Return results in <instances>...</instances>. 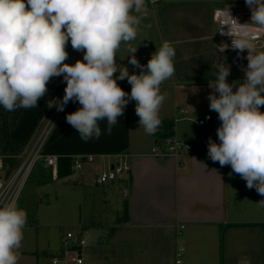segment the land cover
<instances>
[{
	"label": "clouds",
	"instance_id": "obj_1",
	"mask_svg": "<svg viewBox=\"0 0 264 264\" xmlns=\"http://www.w3.org/2000/svg\"><path fill=\"white\" fill-rule=\"evenodd\" d=\"M245 4L250 21L241 24L232 17L236 29L221 31L230 37L232 50L247 52L244 78L229 83L230 66L221 64L209 80V109L221 123L219 143L209 138L207 155L264 196V51L253 39L256 29H264V0ZM147 8L148 0H0V106L10 112L37 107L51 79L62 76L64 96L55 106L62 112L70 101L81 105L66 122L85 142L111 134L130 101L139 127L155 134L166 99L160 86L175 72L174 46L163 41L146 65L135 56L137 48L129 47L128 62L139 74L116 60L121 45L136 39ZM69 43L83 52L74 64L65 63ZM125 79L130 93L117 83ZM256 204L264 208V199ZM27 219L15 198L0 200V264H19Z\"/></svg>",
	"mask_w": 264,
	"mask_h": 264
},
{
	"label": "crops",
	"instance_id": "obj_2",
	"mask_svg": "<svg viewBox=\"0 0 264 264\" xmlns=\"http://www.w3.org/2000/svg\"><path fill=\"white\" fill-rule=\"evenodd\" d=\"M175 3L202 4L196 8L189 4L188 8L179 6L177 11L173 6ZM218 3H230L239 12L251 13L245 0H155L154 4L148 0L136 39L122 44L117 51V63L128 69L129 47L137 48L135 56L145 51L149 60L159 45L158 33L156 37L154 30H159L160 11L168 34L173 37L172 43L202 42L212 47L206 45L207 65L200 74L193 75L179 69L178 85L169 81L161 88V93L166 94L160 109L161 120L172 122L175 108L186 111L172 124L171 137L188 144L189 150L177 156H155L151 153L152 148H164L163 142L167 138H162L163 132L148 135L138 122L134 129L128 122V146L123 152L127 171L114 180L96 184V177L117 165L122 158L96 156L85 164V172L94 173L91 184L102 185L104 198L108 194L112 197L119 189L124 201L118 206L111 199L113 205L110 203L111 207L107 209L113 212L111 220L103 216L90 220V225L79 227L77 235L92 232L95 242V246L88 242L87 235L83 254L87 248L97 246L103 247L102 252L109 260L120 264H173V253L180 239L184 249L182 264H264V208L256 204L264 196L255 189H248L246 182L233 173L230 166L221 167L207 155L209 138L219 143L212 130L218 114L203 108L205 103L209 104L208 96L213 91L208 83L216 78L219 66L227 64L223 55L215 53L217 47L214 49L211 44L216 33L212 19L215 7L211 6ZM175 15L181 22L179 27H175ZM239 66L237 69L244 73L247 60L241 61ZM135 73L139 74L138 71ZM243 78L244 75L230 73L227 80L232 83ZM64 84L61 76L52 78L47 86L62 87ZM204 114H210L213 120L201 126L197 121ZM80 176L83 179L82 173Z\"/></svg>",
	"mask_w": 264,
	"mask_h": 264
},
{
	"label": "rangeland",
	"instance_id": "obj_3",
	"mask_svg": "<svg viewBox=\"0 0 264 264\" xmlns=\"http://www.w3.org/2000/svg\"><path fill=\"white\" fill-rule=\"evenodd\" d=\"M188 4L189 3H175L173 6H176V10L178 11L179 6L187 7L192 5L193 8H196L200 7V4L202 3ZM222 5L227 8H234V6L230 3L213 4L211 7L216 8ZM158 15L159 18L157 19V22L159 23V30L161 29V32L159 30L156 31V29L154 30L156 37V32L158 33L157 40L159 39V45L157 48L161 46L163 41L167 40L172 43L173 40V37L168 34V28L164 23L161 11L158 13ZM175 19V27H179L181 22H179V19L176 15ZM159 33H162L163 37L161 34L159 35ZM211 42L214 49L215 47L218 49L220 44L216 36H213ZM172 45L175 48L174 64L176 73L174 72V75L176 74L177 78L174 80L173 75L171 79L161 84V88L167 85L169 81L170 84L174 83L178 85L177 80L179 77V69L186 73L188 72L192 73L193 75H198L203 70L204 66L207 65L205 61L207 60L206 58L208 54H204L207 52V46L209 44L195 42L192 44L181 43L180 45L172 43ZM216 50L215 53L217 55L224 56L227 65L230 66L231 74H236L237 76L244 75L243 72L239 71L237 67L232 64L231 52H221ZM66 51L69 53V58L65 61V63L74 64L76 60L83 59V52L74 51L70 43L67 45ZM258 51H264V47L262 49H258ZM141 53H139L136 57L140 64L146 65L148 62L147 53L145 51ZM239 63H241L240 60ZM128 65V70L130 73L140 71V69L135 68L131 64ZM189 66H191L190 69L188 68ZM114 75L118 76L119 73ZM117 83L119 85L126 86L128 93L131 92V85L127 82V79L117 80ZM192 86H195V84L193 83ZM65 87L66 84H64L62 87L60 86V96L55 105H57L59 101H62ZM55 105L47 114V117L45 118L41 128L35 132L28 144L24 147L21 153L22 158L27 152L31 150L45 123L49 120L53 112L57 110ZM203 108H209V104L205 103ZM138 121L139 117L135 114V101H130L128 103V122H130L131 129H134V127L137 126ZM17 163V159L3 160L4 167L7 166L14 168ZM85 164L87 163H84L79 169H75V171L70 174V176L59 179H53L50 170L51 168L46 166L41 161H38L32 168L17 200L19 206L27 211L28 216L27 225L24 229V239L22 242L19 264H51L50 257L60 251L61 247L63 246L66 232L71 231L76 236L78 233H80V231H77L79 227L81 225H88L90 220L94 221L95 219L103 218V216L108 221L113 218V212H108L107 209L108 207H111L109 206L112 202L111 199H113L114 204L116 203L118 206L122 204V201H124V197L121 195L122 193L119 191V189H117V193L113 194L112 197H110L108 194V196L104 198L102 185L96 187L95 185L91 184L94 173L93 171L86 173L85 170L87 165ZM80 173L83 174V179L80 178ZM83 232L84 231H82V233ZM86 234L88 235V242H92L91 244L95 246V242L92 240V232H86ZM178 244L183 247L182 240L179 239ZM90 248L91 247L87 248L83 254L84 264H120L114 260H109L106 254L102 252L103 247L96 246L92 249ZM57 249L58 251L56 252ZM90 250H92L91 253ZM181 260L183 261V255Z\"/></svg>",
	"mask_w": 264,
	"mask_h": 264
},
{
	"label": "built area",
	"instance_id": "obj_4",
	"mask_svg": "<svg viewBox=\"0 0 264 264\" xmlns=\"http://www.w3.org/2000/svg\"><path fill=\"white\" fill-rule=\"evenodd\" d=\"M248 16H251L249 12H239L233 8L227 7H217L213 10L212 19L215 24L216 33L215 36L220 40V45L218 46V50L221 52H231V62L236 67L240 68L239 60L246 61L247 52L238 53V51L232 50L230 47L231 39L226 34H221V31L227 33L229 28L231 30L236 29V22L233 18L239 21V23L243 24L245 22L250 21ZM233 17V18H232ZM254 42L258 49H262L264 47V29H256L254 34ZM229 46V47H228ZM61 111L55 110L49 120L45 123L40 135L38 136L36 142L33 147L26 155L22 158L21 154L17 155H0V200H7L15 198L18 200L20 193L23 189V186L32 170L34 165L42 160L43 163L50 167L52 170V176H56V166H57V157L52 154H42L43 144L48 137L52 127L54 126L58 116ZM186 111L180 108H175L174 116L172 118V124L179 120V114H185ZM213 118L210 114H204L202 118H200L197 123L199 125H204L209 121H212ZM164 148L162 150H158L156 148H152L151 153L155 156H177L182 151H186L190 149L188 144L182 143L175 138H167L163 142ZM117 157L122 158L117 165L108 168L105 171H102L96 177V184H103L108 181L114 180L118 178L123 172L128 170V165L123 158L126 157V154L118 153L115 154ZM103 156V155H94V154H76L71 156L72 158V168L79 169L84 163L91 162L94 157ZM4 159H17L18 163L14 168H10L3 165ZM6 171L8 174L6 175ZM180 228H183L181 225ZM85 233V234H84ZM81 235H74L72 232H68L64 238L63 246L60 251L50 257L51 264H84L83 258V249L87 243V234L84 232ZM179 230L176 232V236H179ZM183 247L176 244L173 264H182V255H183Z\"/></svg>",
	"mask_w": 264,
	"mask_h": 264
},
{
	"label": "trees",
	"instance_id": "obj_5",
	"mask_svg": "<svg viewBox=\"0 0 264 264\" xmlns=\"http://www.w3.org/2000/svg\"><path fill=\"white\" fill-rule=\"evenodd\" d=\"M127 92V87L119 85ZM48 92L37 107L6 111L0 106V155L21 154L35 132L41 128L47 114L51 110L49 105H55L60 96L59 86H47ZM81 105L70 101L64 111L58 116L48 137L46 138L42 154H52L57 157L56 178H63L72 173V158L76 154L115 155L123 153L128 146V105L119 123L112 129L111 134L106 131L99 139L85 142L78 132L66 122V115L76 111ZM172 122L162 120L161 126L155 133L163 132L162 138L172 136ZM102 130L106 128V121L101 122ZM42 163L43 161L40 160Z\"/></svg>",
	"mask_w": 264,
	"mask_h": 264
},
{
	"label": "water",
	"instance_id": "obj_6",
	"mask_svg": "<svg viewBox=\"0 0 264 264\" xmlns=\"http://www.w3.org/2000/svg\"><path fill=\"white\" fill-rule=\"evenodd\" d=\"M216 31V28H215ZM220 120L218 118H215L212 123V130L215 134H217V128L220 126ZM8 174V171H6V175Z\"/></svg>",
	"mask_w": 264,
	"mask_h": 264
}]
</instances>
